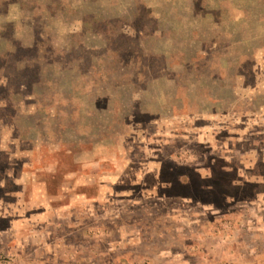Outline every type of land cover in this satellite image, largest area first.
I'll use <instances>...</instances> for the list:
<instances>
[{
    "label": "rangeland",
    "instance_id": "rangeland-1",
    "mask_svg": "<svg viewBox=\"0 0 264 264\" xmlns=\"http://www.w3.org/2000/svg\"><path fill=\"white\" fill-rule=\"evenodd\" d=\"M0 264H264V0H0Z\"/></svg>",
    "mask_w": 264,
    "mask_h": 264
}]
</instances>
